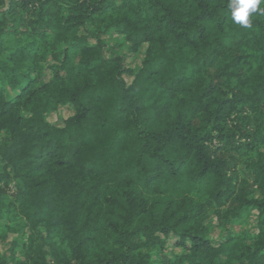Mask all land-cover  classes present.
Masks as SVG:
<instances>
[{"label":"trees","instance_id":"trees-1","mask_svg":"<svg viewBox=\"0 0 264 264\" xmlns=\"http://www.w3.org/2000/svg\"><path fill=\"white\" fill-rule=\"evenodd\" d=\"M249 20L228 0H0V244L27 250L0 264H264V13ZM110 33L146 46L139 69L106 56ZM251 212L256 231L212 240L208 220Z\"/></svg>","mask_w":264,"mask_h":264},{"label":"rangeland","instance_id":"rangeland-1","mask_svg":"<svg viewBox=\"0 0 264 264\" xmlns=\"http://www.w3.org/2000/svg\"><path fill=\"white\" fill-rule=\"evenodd\" d=\"M103 41L106 43L105 54L107 57L124 56L125 64L127 67L132 69H139L145 58L146 46L143 45L137 50H133L131 43L126 42L124 39L115 34L103 35ZM127 77V81L131 82V78ZM72 114V109L68 107H61L58 111H55L48 115V120L54 124H61L66 118ZM208 226L211 231V238L214 242L219 241L224 236L234 233L238 235H246L248 232L256 231L257 228V217L254 212H251L249 217L245 219L244 222H235L233 224L221 225L218 220H208ZM16 237V236H15ZM14 240V235L9 236L5 242L0 244L1 255L7 256L9 259L13 256L15 260H25L27 250L23 246V242L19 239L16 243L17 245L12 249V242ZM169 254H181L182 249L180 247H175L170 243L167 249ZM153 256L156 253L153 252Z\"/></svg>","mask_w":264,"mask_h":264},{"label":"clouds","instance_id":"clouds-1","mask_svg":"<svg viewBox=\"0 0 264 264\" xmlns=\"http://www.w3.org/2000/svg\"><path fill=\"white\" fill-rule=\"evenodd\" d=\"M262 4H264V0H228L232 20L244 27L250 25L249 17L252 13L258 10L264 13V8L260 7Z\"/></svg>","mask_w":264,"mask_h":264}]
</instances>
